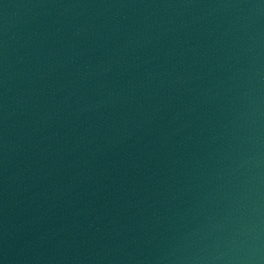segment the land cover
Masks as SVG:
<instances>
[{
    "label": "water",
    "instance_id": "1",
    "mask_svg": "<svg viewBox=\"0 0 264 264\" xmlns=\"http://www.w3.org/2000/svg\"><path fill=\"white\" fill-rule=\"evenodd\" d=\"M0 264H264V0H0Z\"/></svg>",
    "mask_w": 264,
    "mask_h": 264
}]
</instances>
